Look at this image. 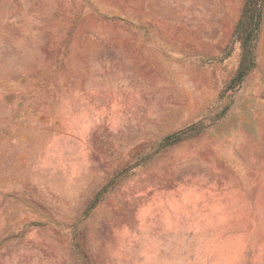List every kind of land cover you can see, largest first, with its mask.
I'll use <instances>...</instances> for the list:
<instances>
[{"label": "rangeland", "instance_id": "obj_1", "mask_svg": "<svg viewBox=\"0 0 264 264\" xmlns=\"http://www.w3.org/2000/svg\"><path fill=\"white\" fill-rule=\"evenodd\" d=\"M0 0V264H264V0Z\"/></svg>", "mask_w": 264, "mask_h": 264}, {"label": "trees", "instance_id": "obj_2", "mask_svg": "<svg viewBox=\"0 0 264 264\" xmlns=\"http://www.w3.org/2000/svg\"><path fill=\"white\" fill-rule=\"evenodd\" d=\"M261 1L263 0H246L243 16L238 25L237 33L243 42V57L235 79L236 82L243 80L254 65L253 40L262 18Z\"/></svg>", "mask_w": 264, "mask_h": 264}]
</instances>
